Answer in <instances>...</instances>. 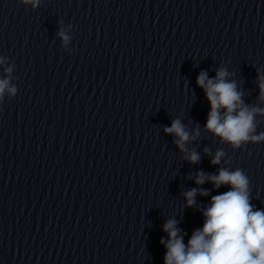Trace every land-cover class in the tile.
<instances>
[{"label": "clouds", "instance_id": "1", "mask_svg": "<svg viewBox=\"0 0 264 264\" xmlns=\"http://www.w3.org/2000/svg\"><path fill=\"white\" fill-rule=\"evenodd\" d=\"M33 9L40 5V0H19ZM71 26H69L70 28ZM57 35L63 45L67 46L71 37L61 28ZM6 58L0 56V66L5 65ZM14 65L4 67V75L0 77V100L7 93L15 96L17 87L11 83ZM230 73L221 67L214 78H209L207 72L201 71L196 84L203 89L210 105L207 114L205 130L219 137L222 143H227L235 149H241L249 143L264 142V131L257 134V115H264V109L246 105L242 99L244 93L238 90L237 82L229 79ZM259 87L258 100L264 102V76L257 74ZM166 134H174V143L184 153V159L192 164L200 162V155L195 150H189L186 144L199 135V126L190 134L180 119H174L170 127H165ZM205 152L209 150L205 148ZM223 150L214 154L211 164L219 165L225 157ZM227 164L228 161L226 160ZM211 182L214 188L229 186V190L211 197L210 204L202 211L203 227L195 229L187 244L184 235L177 228V221L169 219L163 230L168 234V240L160 243L166 248L164 264H264V209H257L251 203L250 180L245 172L227 167L218 169V174L208 175L197 172L195 183L202 185ZM208 196L207 189L193 188L183 193L186 207L196 205L195 197ZM199 210V209H198Z\"/></svg>", "mask_w": 264, "mask_h": 264}]
</instances>
